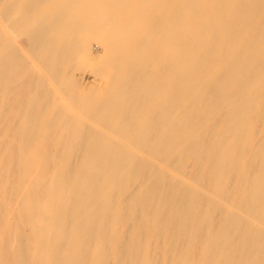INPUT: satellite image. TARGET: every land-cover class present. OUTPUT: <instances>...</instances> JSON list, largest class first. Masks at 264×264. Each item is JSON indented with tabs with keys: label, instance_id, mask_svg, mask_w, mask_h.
I'll return each mask as SVG.
<instances>
[{
	"label": "bare ground",
	"instance_id": "obj_1",
	"mask_svg": "<svg viewBox=\"0 0 264 264\" xmlns=\"http://www.w3.org/2000/svg\"><path fill=\"white\" fill-rule=\"evenodd\" d=\"M0 264H264V0H0Z\"/></svg>",
	"mask_w": 264,
	"mask_h": 264
},
{
	"label": "rangeland",
	"instance_id": "obj_2",
	"mask_svg": "<svg viewBox=\"0 0 264 264\" xmlns=\"http://www.w3.org/2000/svg\"><path fill=\"white\" fill-rule=\"evenodd\" d=\"M2 2L4 4L7 3L8 7L10 0H2ZM6 9H4L2 13L3 16L7 15ZM16 30L18 33L16 44L14 45L7 43V41L5 42V44L10 45V47L6 46L4 48V57L2 58V67L4 71L3 74H1V80L5 83V85L9 82V78L14 76L15 73L13 69L25 68L21 50H29L36 56L38 55L40 48L44 46L43 40H39L37 36L36 39L33 37L35 35V31L32 28L25 29V26H18ZM59 36L62 37L59 40V48L54 50V53L57 54L58 57L59 66L67 68L69 73L77 78L82 84H92L93 79H95L94 76L90 74L87 69H84L82 66L79 67L76 60H74L79 44L78 33L75 34L74 31H70L65 35L64 33H60ZM92 47L93 53H98L95 45ZM3 118H7V115L5 114Z\"/></svg>",
	"mask_w": 264,
	"mask_h": 264
}]
</instances>
